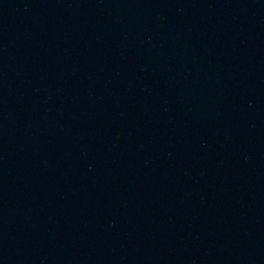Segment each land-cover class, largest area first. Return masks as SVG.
Here are the masks:
<instances>
[{
  "label": "water",
  "instance_id": "water-1",
  "mask_svg": "<svg viewBox=\"0 0 264 264\" xmlns=\"http://www.w3.org/2000/svg\"><path fill=\"white\" fill-rule=\"evenodd\" d=\"M0 264H264V0H0Z\"/></svg>",
  "mask_w": 264,
  "mask_h": 264
}]
</instances>
